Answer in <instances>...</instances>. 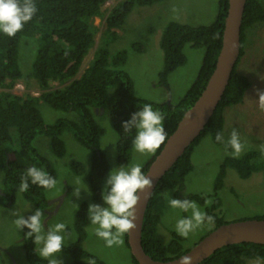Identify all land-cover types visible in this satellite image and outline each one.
Instances as JSON below:
<instances>
[{
    "label": "trees",
    "instance_id": "trees-1",
    "mask_svg": "<svg viewBox=\"0 0 264 264\" xmlns=\"http://www.w3.org/2000/svg\"><path fill=\"white\" fill-rule=\"evenodd\" d=\"M106 1L35 0L37 14L21 32L15 37L0 34V89L2 90L0 91V168L4 174L0 206L5 201L9 203L15 200L19 192L21 177L28 167H42L56 178L53 165L47 158L40 155L34 146V141L38 136L48 137L51 152L61 158L66 154V145L61 138L64 132H70L81 146L92 152V165L89 171L77 161H73L71 166L77 175H86L93 201L101 203V192L109 165L101 151V137L104 130L97 123L93 110L101 109L107 113L118 138L117 163L119 166L127 165L131 162L132 139L135 130L125 133L122 122L129 120L137 107L149 103L154 109L165 114L164 128L168 139L176 130L186 111L194 105L205 89L222 47L229 0H219L216 19L208 26H190L170 22L165 27L160 41L164 55V66L159 75L161 86L169 89V75L187 63L184 53L186 45L205 50L195 81L176 104L139 99L135 95L130 76L122 70L127 62L126 50L111 55L108 49L110 41L117 37L118 33L115 30L124 26L135 7L149 6L164 0H124L114 6L106 18L105 37L95 50L92 61L81 73L84 61L96 43L98 27L94 24V19L103 15L102 7ZM258 22L264 23V4L260 0H246L241 30L240 58L244 55L247 31ZM22 43L25 44V48L32 49L35 54L34 58L32 57L33 61L31 60V77L41 89L37 97L19 96L11 92L18 80L23 78L19 63ZM138 47V45L134 46L135 49ZM237 65L209 123L162 178L151 198L144 219L142 244L147 254L155 260L176 259L190 250L184 249V238L176 233H171L172 239L168 244L161 241L158 237V226L161 219L160 215L155 212V206L158 199L168 191H174L175 197L181 198L179 193L184 189L185 178L194 170L192 153L206 134H210L215 144H221L216 141L215 137L217 133L224 131L225 110L242 103L246 91L251 86L249 78L237 72ZM53 82L58 83L60 87L52 88ZM40 104H45L57 111L75 113L78 119L65 118L48 124L38 108ZM13 130H15L16 139L13 137ZM12 138L17 140V149L12 147ZM164 144L148 161L143 168L144 172L160 153ZM17 155L28 158L30 164L18 163ZM263 168L264 164L258 161V153L255 150L240 158H226L215 179V194L217 195L224 187L229 169L236 170L241 179H248ZM47 191L30 183L28 191L19 193H22L24 198L33 204V209L41 208L46 214L49 207ZM190 199L205 205L206 199L201 196H192ZM88 205V203H83L80 206L74 221L76 240L70 246H66L62 252L73 257V264H106L96 255L86 251L83 246L87 238ZM219 208L220 201L215 199L214 204L206 210L208 215L214 217L215 228L227 223L217 214ZM257 219L264 220V216ZM27 231L28 229L23 230V249L27 263L47 264L45 259L39 257L38 253L36 254L33 240L25 235ZM125 238L129 248L127 234ZM252 259L264 260V245L242 243L225 246L201 264H248V261ZM132 260L134 264H138L133 256Z\"/></svg>",
    "mask_w": 264,
    "mask_h": 264
},
{
    "label": "rangeland",
    "instance_id": "rangeland-1",
    "mask_svg": "<svg viewBox=\"0 0 264 264\" xmlns=\"http://www.w3.org/2000/svg\"><path fill=\"white\" fill-rule=\"evenodd\" d=\"M122 1L124 0H107L102 7L103 15L94 19V24L98 27L96 43L86 57L81 73L88 67L95 50L105 37L106 18L109 12ZM260 1L264 4V0ZM218 2L219 0H164L149 6H137L128 16L124 26L115 30L118 33L117 37L115 40L110 39L108 49L111 55L126 50L127 62L122 70L130 76L135 95L139 99L176 104L186 93L198 75L205 50L193 48L191 45L185 46L184 53L187 63L169 75V89H167L160 85L159 77L164 66V55L160 47L163 31L170 22H179L190 26L212 24L218 13ZM29 45L32 47L31 44ZM135 45L139 46L138 49L134 48ZM34 55L32 49L25 48V44H21L19 63L23 78L16 83L11 91L13 94L36 97L40 95L41 89L31 77V64ZM236 70L239 74L249 78L251 86L246 91L242 103L230 106L225 110V126L222 134L226 141L232 130H237L244 148L239 156H233L230 147H226L224 143L215 144L210 134H206L192 153L194 170L185 178L184 189L179 193L182 199H190L192 196L198 195L206 200H211V204L207 206L196 201L205 211L214 204L215 199H219L220 208L217 214L227 223L264 216V168L255 172L248 179H241L236 170L229 169L224 187L217 195L214 192L215 179L226 158H240L255 150L258 153V161L264 164V110H261L256 102L258 99L257 90L264 91L263 22H258L247 31L244 55L240 58ZM51 85L52 88L60 87L56 82ZM0 91L2 90L0 89ZM38 108L48 124L65 118L78 119V115L75 113L57 111L45 104H40ZM93 113L97 123L104 130L101 137V151L108 162L109 170L119 167L116 159L118 138L107 113L101 109H94ZM12 133L16 139L15 130ZM14 138H12L13 144H11L14 149H17V140ZM61 138L66 145V154L61 158L51 152L49 138L46 136H38L34 141V146L40 155L51 162L56 172L57 184L46 192L49 207L45 214V230L48 224L66 223L68 233L66 246H70L76 240L74 221L80 206L83 203L103 205V201L95 203L92 194L88 195L83 192L79 199L72 195L77 179H83L90 191L91 188L86 175H77L71 163L73 161L80 162L89 171L93 154L89 149L81 146L70 132H64ZM154 154H141L133 148L129 164L141 163L144 168ZM17 161L22 165L30 164L29 159L21 155H17ZM3 177L4 174L0 168V194L3 193ZM169 196L176 198L174 191H168L158 199L155 206V212L160 215L161 219L158 226V237L164 244L171 241V233H176L174 231L176 216L188 215L180 213L179 210L173 211L168 208L167 198ZM33 208V204L19 192L14 201L9 203L5 201L0 206V264H28L23 249L24 229H16L13 223L15 219L13 212L17 211L27 217ZM213 230H215L214 224H205L198 228L188 238H184V249H191ZM86 231L87 238L83 245L86 251L96 255L106 264H134L130 249L126 245L125 235L122 244L107 247L104 241L95 235L94 226H90L89 221ZM59 259L62 264H73L74 262L73 257L64 252L61 253ZM248 264H264V260L252 259L248 261Z\"/></svg>",
    "mask_w": 264,
    "mask_h": 264
},
{
    "label": "clouds",
    "instance_id": "clouds-1",
    "mask_svg": "<svg viewBox=\"0 0 264 264\" xmlns=\"http://www.w3.org/2000/svg\"><path fill=\"white\" fill-rule=\"evenodd\" d=\"M37 11L35 0H0V34L15 37L32 21ZM257 96L258 107L264 110V91L257 90ZM164 120L165 114L154 109L152 104L145 103L137 107L129 120L122 122L125 133L135 130L132 146L136 152L152 155L165 143L167 133ZM215 139L230 147L233 156H239L244 148L240 134L235 129L226 141L222 133H217ZM142 169L141 163H128L111 168L101 192L103 205H88L87 219L90 226H94L95 235L102 239L107 247L122 244L124 235L135 230L137 226L140 194L147 193L153 187L152 180ZM30 183L50 190L55 187L57 180L44 168L30 166L24 170L18 191H28ZM73 188L72 195L77 199L81 197L82 192L92 194L83 179H77ZM210 204L211 200H205L206 206ZM167 206L173 211L179 210L180 213L188 214L176 216L174 231L180 237L188 238L198 228L215 222L214 217L208 215L195 200L169 196ZM13 215L15 216L13 223L17 230L28 229L25 235L33 240L36 254L45 259L47 264H62L59 257L68 243L66 223L48 224L45 230L46 215L41 208L32 209L31 215L27 217L17 211H14ZM191 260L190 256H182L179 264H191Z\"/></svg>",
    "mask_w": 264,
    "mask_h": 264
},
{
    "label": "water",
    "instance_id": "water-1",
    "mask_svg": "<svg viewBox=\"0 0 264 264\" xmlns=\"http://www.w3.org/2000/svg\"><path fill=\"white\" fill-rule=\"evenodd\" d=\"M245 8L246 0H229L222 47L215 69L200 97L186 111L176 130L166 140L162 150L145 172L152 180L153 187L147 193L140 194L137 226L135 230L127 234L131 255L138 264H179L182 256H190L191 264H201L225 246L242 243L264 245V220L262 219L224 223L202 238L185 254L169 261L155 260L147 254L142 244L145 215L158 184L201 135L225 94L241 55V30Z\"/></svg>",
    "mask_w": 264,
    "mask_h": 264
}]
</instances>
